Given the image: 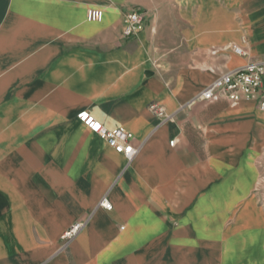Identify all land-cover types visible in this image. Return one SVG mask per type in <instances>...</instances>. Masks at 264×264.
<instances>
[{
	"label": "crops",
	"instance_id": "0c3cea01",
	"mask_svg": "<svg viewBox=\"0 0 264 264\" xmlns=\"http://www.w3.org/2000/svg\"><path fill=\"white\" fill-rule=\"evenodd\" d=\"M251 60L264 0H0V264H264L263 117L198 98Z\"/></svg>",
	"mask_w": 264,
	"mask_h": 264
},
{
	"label": "built area",
	"instance_id": "2783aa9c",
	"mask_svg": "<svg viewBox=\"0 0 264 264\" xmlns=\"http://www.w3.org/2000/svg\"><path fill=\"white\" fill-rule=\"evenodd\" d=\"M89 22H100L102 20V11L90 10L86 16ZM123 36L125 38L135 36L144 24L143 14L139 11H128L123 16ZM232 50L239 56H245V51L239 46H233ZM264 62L251 60L238 69L227 71L219 75L213 82L206 87L198 96L203 101H218L226 99L235 103L241 99L254 100L256 108L264 120ZM77 119L83 123L92 133L104 140L108 147L117 154L122 155L128 163L136 156L138 149L133 147L131 140L132 133L123 128L108 129L102 123L94 119L87 111L77 114ZM99 206L106 211L112 210V205L102 198ZM82 224L76 223L69 227L61 235L62 247L68 248L71 241L78 235Z\"/></svg>",
	"mask_w": 264,
	"mask_h": 264
}]
</instances>
